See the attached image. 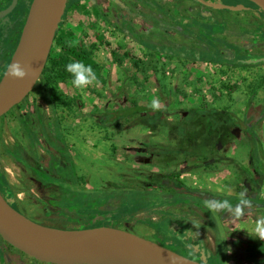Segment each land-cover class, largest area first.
Wrapping results in <instances>:
<instances>
[{"label": "rangeland", "instance_id": "rangeland-1", "mask_svg": "<svg viewBox=\"0 0 264 264\" xmlns=\"http://www.w3.org/2000/svg\"><path fill=\"white\" fill-rule=\"evenodd\" d=\"M233 12L228 9L213 11V17L207 18L208 27L201 26L194 38L203 39L212 49L223 46L234 51L235 59L257 62L235 67L228 63L184 60L161 53L154 70L147 66L153 53L151 48L131 43L125 33L119 34L99 16L93 15L89 6L71 12L54 49L58 51L61 46L69 45L82 47L96 60L99 70L96 81L83 89L74 87L70 79L59 82L54 88L63 101L55 103L57 119L65 130L63 142L54 148L47 140L48 135L36 125L39 121L36 115L39 114V122L47 132L51 129L53 140L63 139L56 117L51 118L52 107L42 95L44 89L41 86L34 88L22 106H16L0 119V168L8 175L12 189L18 194V205L25 212L23 214L52 227L56 225L51 222L60 218L73 221L77 217L94 215L86 223L119 227L169 248L182 246L187 255L208 264H264L235 261L244 258L245 244L264 242L257 231V221L264 217L261 205L240 204L238 206L244 210L239 215L234 211L236 207L210 208L211 202H203L205 206L199 207L194 205L193 199L209 195L197 191L191 193L194 195L192 201L164 205L166 202L160 197L166 195V189L162 190L161 186L167 183L166 180L159 185L158 180L148 177L149 174L178 170L176 176L188 187L222 195L240 196L243 193L253 197V184L248 176L253 173L251 157L257 168H264V117H257L260 109L264 115V62L261 61L264 43L258 42H264V32L210 29H220L221 19L232 20ZM155 30L152 32L153 41L166 45L188 42L172 30L165 39H158L159 30ZM234 42L245 48H239ZM224 48L221 54L229 55ZM182 51L188 50L177 46L174 53ZM212 56L213 53L205 55ZM137 59L142 61L138 67L133 65ZM3 69L1 65L0 73L4 72ZM121 89L127 95L122 100L120 95L124 91ZM251 96L252 102L248 104ZM153 99L159 100V107H167L164 115L169 118L183 117L184 109L201 106L225 109L228 115L232 113L246 120V127L250 128H235L231 132L235 134L220 146V153L224 155L222 160L206 166H193L189 159L163 169L148 162L153 155L146 149L168 148L170 142L166 129L129 126L127 123L132 117L128 122L120 119L118 123L106 126L115 115L121 114L123 108H132L133 103L150 105ZM100 117L105 119L101 124L96 122ZM15 146L30 164L33 165L35 160L41 164L26 165L29 169L22 167L5 154V150ZM24 172L23 177L32 175L35 180L28 178L26 184L18 183V177ZM147 180L152 184H145ZM40 183L51 184L49 190H44ZM259 197L264 199V177ZM49 199L57 200L48 202ZM209 199L214 200L213 196ZM232 202L235 203V199ZM155 207L159 211L151 212ZM136 210V215H126ZM49 212L51 216H47ZM183 213L188 221L180 217L179 214ZM145 220L154 222L148 225ZM171 222L176 223L174 227ZM91 225L86 228L93 227ZM189 227L198 233L202 244L211 252H215L216 243L221 244L220 250L213 255L203 252L199 249L198 238L195 246L187 247L190 245L188 233L193 234ZM0 264L46 263L32 260L0 239Z\"/></svg>", "mask_w": 264, "mask_h": 264}, {"label": "water", "instance_id": "water-1", "mask_svg": "<svg viewBox=\"0 0 264 264\" xmlns=\"http://www.w3.org/2000/svg\"><path fill=\"white\" fill-rule=\"evenodd\" d=\"M251 1L264 9V0ZM205 3L218 7L210 1ZM68 4L69 0H32L17 46L0 78V118L19 105L35 87L54 39L65 22ZM16 62L27 70L24 79L7 75L9 65ZM58 231L76 232V235L62 241L56 235ZM0 238L27 257L46 264H205L119 227L65 230L43 225L16 210L1 192Z\"/></svg>", "mask_w": 264, "mask_h": 264}, {"label": "flooded vegetation", "instance_id": "flooded-vegetation-1", "mask_svg": "<svg viewBox=\"0 0 264 264\" xmlns=\"http://www.w3.org/2000/svg\"><path fill=\"white\" fill-rule=\"evenodd\" d=\"M207 1L217 4L218 7L207 5L205 3ZM12 2L13 0H0V13L8 10L7 12L3 13V15L0 16V66L2 65V67H4L3 69L4 71L10 61L11 55L15 47L17 46V43H18L22 28L24 26V23L26 21L32 0H16L13 4ZM229 2L230 3H226V0H69L68 12L66 15L65 22L61 29H63L64 25L66 24L67 18L71 14V12H74V11L76 12L79 9H82V10L86 8L88 9V6H89L90 11L93 15L99 16L103 23L110 25L114 29V31L118 32L119 34L125 33L131 43H135V44L141 43L145 47L151 48V49L165 47L167 49L170 48V49L175 50L177 46L179 47L181 46L184 48H188L189 50L196 49V51L193 53L196 55L200 53L202 55L204 54V51L206 52V50L210 49L211 47H208L206 44V41H204L203 39L200 41L196 40L194 38L196 36L195 33L200 30L201 26L208 27L209 20H207V18L213 17L212 12L215 10L228 9V10L234 11L233 12L234 15L231 17L232 20L221 19V21L223 22L222 24H220L221 26L220 29L212 28L210 26L211 27L210 29L213 31L219 30V31H225V32H228V31L264 32V9L263 8L259 7L256 3H254L251 0H230ZM230 7H238V9L233 10V9H230ZM155 29L159 30V33H157L158 39H165V37L168 36L167 33H169V31L172 30V31H175L177 34H180L183 37V39L186 38L188 42L166 45L164 43L163 44L160 43V41H157V40L153 41L152 32ZM226 35H225V39L227 41ZM258 42L264 43L263 41H258ZM234 43L238 44L237 42H234ZM238 46L239 48H245L244 46L240 44H238ZM223 48H224L223 46L220 47V49H223ZM224 50L229 51V55L221 54L222 58L229 60L230 58L233 57L229 49L224 48ZM163 53L165 54L168 52L166 51ZM179 53H183V55L181 54L179 55L177 52L176 54L173 55V57L184 59V60L192 59L193 54H190L187 52H179ZM241 61L249 62L247 60H241ZM3 73H0V78L3 75ZM34 88L32 89V91L34 90ZM31 92L23 99V101L18 105V107L22 106V104L27 101V99L30 97ZM57 94L59 95V93ZM42 95L45 97L44 92ZM50 106L52 107V108L50 107L51 108V118L52 116L56 117V120L58 122V126L61 131V135L63 139L61 141L53 140L54 138H53V135L51 134V129H49V132H47L45 130L44 125H42L39 122L40 121L39 114L36 115L37 120H39L37 121L36 125L40 127V131L43 130V132H45L44 134L48 135L47 137V140H49L48 142L50 143L52 142L54 145V148H56L58 145L57 143L63 142L64 140L63 132L65 130H63L62 125L57 119L55 105L52 106L50 104ZM96 122L101 124V122H99L98 119H96ZM49 128H51V124L49 125ZM32 131H34V127L32 128ZM29 136H30V133H29ZM32 140L30 141L29 144H31ZM32 151L34 152L33 147H32ZM5 154L10 156L12 159H14L22 167H25V169L28 168L26 167V165L30 163L29 161L25 160V158L23 159L20 156L21 153L19 151L18 146H15L14 149L5 150ZM68 156L70 155L68 154ZM57 159L59 160L60 158H57ZM70 160L72 162V165L75 166L71 156H70ZM148 160H149L148 162L150 163V158ZM36 162L38 161L35 160L33 165L32 164L30 165L34 166ZM253 174L254 173H252L253 180H255L256 176H254ZM24 175H25V172L22 176L20 175L18 177L19 178L17 180L18 183L20 182L22 184L23 183L26 184V179L28 178L31 179V181L35 180L32 175L31 177L30 175L26 174V177H23ZM148 177L152 179L151 174H149ZM5 178L7 180L9 191L11 193V197H9V200H10L9 202L13 203L11 205L16 210H18L21 213H25L21 210L20 206L18 205V194H16L14 190L12 189L11 184H10L11 181L8 180V175L5 174ZM174 178H178V177L175 175ZM262 178L259 180V183H258L259 190L261 187ZM145 184L151 185L152 184L151 180L145 181ZM40 185L43 187L44 190H49L48 187L51 184H41L40 183ZM165 185H167V183ZM165 185H161L162 190L166 189L164 187ZM254 187L255 185L253 184V190H254ZM204 190H207V189H204ZM259 190H258V193H256V190H254L253 197H249V196H244V197L246 199H250L249 201L251 203L259 204L258 202H255V199H254V197H256V194H257V198L262 199L259 197ZM213 193H217V192H213ZM217 194H220V193L218 192ZM222 197H223V200H227L228 198H236L235 199L236 201L234 203L235 205L232 208H235L241 204V199H240L241 195L240 196L222 195ZM191 198L193 199L192 196ZM237 198L239 199L237 200ZM169 199L170 198L168 197L167 189H166V195L161 196L160 200H162L163 202L165 200L166 204L164 205H171V204L173 205V203H171ZM50 200H57V199H49L48 202ZM193 201H194V205L196 204L199 207L205 206L203 205V202L205 201H202L196 198L193 199ZM197 201L199 203H197ZM213 201L214 200L210 199L207 202L212 203ZM174 204H181V203H174ZM51 215L52 213L48 214L47 216H51ZM59 215L60 214H58L57 217ZM179 215L181 218H184L185 220H187V217L184 215V213L179 214ZM177 223L179 224L180 222H177ZM170 224H172L171 226L174 227L176 223L171 222ZM191 230L193 234L188 233V235H190V240H189L190 245H187V247L195 246V244H197L196 238H198L200 240V244L198 245L199 249H201L203 252L209 255H213L217 253V250H220L221 244L219 245L218 243H216L215 252H211L209 247L204 246L202 244L198 233L193 229ZM171 249H174L192 259L204 262L200 258L187 255L184 252L183 250L184 248L182 246H174ZM205 264H208V263H205Z\"/></svg>", "mask_w": 264, "mask_h": 264}, {"label": "trees", "instance_id": "trees-1", "mask_svg": "<svg viewBox=\"0 0 264 264\" xmlns=\"http://www.w3.org/2000/svg\"><path fill=\"white\" fill-rule=\"evenodd\" d=\"M62 29L60 30V32ZM60 32L54 39V43L51 47L48 59L42 71V74L38 80V84L36 86H41L44 89L45 99L52 106L55 105L56 102L62 103V99L60 95L55 92L54 88L58 85L59 82H65L68 79H72L71 75L65 71V65L72 62L73 60L80 61L85 65L91 66L96 76H98L99 65L96 60L91 57V55L86 51V49L82 47H77L75 45H69L67 47H60L57 51L54 49L56 42L59 39ZM176 49V48H175ZM187 53L193 54L192 60L194 61H205L210 63H228L235 67L240 65H249L250 62H242L239 59H234L236 57V53L231 51L233 57L229 60L221 57V49L220 48H210L204 51V54L198 53L197 55L193 52L196 49L189 50L187 48ZM153 53L151 54L150 60L147 61L150 69H156V64L159 62L158 55H161L163 52L171 57L174 55V50L170 48H152ZM186 52V51H182ZM213 53L212 57H205V55ZM183 55V53H179ZM208 56V55H207ZM139 61L138 59L133 62V65L138 67ZM124 92L120 95V99L127 98L124 89H121ZM253 96L249 97L248 104H251ZM69 102V101H67ZM18 107V105H17ZM158 107L153 109L150 105L133 103L132 108H123L121 114L118 116H114L111 121L107 122L106 126L118 123L120 119H124L126 122L129 121V117L133 119L127 123L129 126L141 125L144 127H148L151 130H157L164 128L167 132V137L170 142L168 148L165 149H156V148H147L146 150L153 155L150 158V164L153 166L158 165L163 169H167L173 165H179L181 163H185L192 160L193 166H206L212 163L213 161H219L224 159V155L220 153V146L226 139L233 134L231 133L235 128L247 129L250 127H246L247 121L236 117L234 114L228 115V112L225 109H216V108H206L201 106L189 107L184 109L185 114L183 117H166L164 115L167 107ZM5 116V115H4ZM3 118V117H2ZM0 118V119H2ZM103 117L98 118V121H104ZM248 120V119H247ZM115 121V122H114ZM114 122V123H113ZM243 124V125H242ZM246 127V128H245ZM250 166L253 169V175L256 176V179L253 180V176L251 173L249 176V181L255 185L254 190L258 193L259 190V180L264 177V168L260 166L257 168L256 162L253 161L251 157ZM241 169L244 170L243 166H240ZM178 173L177 171L171 173H154L152 174V179L158 180V184H161L163 181H167V185L164 187L167 189L168 197L171 203H186L192 201L191 193L197 191L201 194H208L209 197L203 196L199 198L202 201H209L210 196H213L215 202L219 203L221 201H228L232 207L235 205L232 200L236 198H228L227 200H223L222 195L213 193L204 189L191 188L186 186L181 180L178 178H174ZM178 189H176V188ZM138 191H143L144 189H137ZM0 192L1 194L8 199L11 197V193L8 188L7 180L5 178V174L3 170L0 168ZM145 192V191H144ZM188 195V196H187ZM184 196V197H183ZM240 198V197H239ZM237 198V200L239 199ZM186 199V200H185ZM232 199V200H231ZM241 199V198H240ZM255 202H258L264 209V199H259L254 197ZM250 200V199H248ZM56 201V200H52ZM236 201V200H235ZM151 212H158L159 209L152 208ZM51 212H49L50 214ZM137 210L132 213L126 214L127 216L136 215ZM60 214V213H59ZM125 215V216H126ZM62 216V215H61ZM94 215H85L81 217L75 218L73 221L60 220L51 222L56 225L54 228L65 229V230H79L82 228H86L91 224L88 222ZM164 220V219H163ZM145 222L150 225L153 224L154 221L145 220ZM50 223V224H51ZM70 223V224H69ZM68 224V225H67ZM93 227L97 225V223H92ZM52 227V226H50ZM1 239V238H0ZM2 240V239H1ZM7 244V243H6ZM10 246L9 244H7ZM12 247V246H10ZM13 248V247H12ZM243 253L247 259H250L254 262H263L264 263V242L258 243H247L243 248ZM23 254V253H22ZM33 260V259H32ZM35 261V260H34Z\"/></svg>", "mask_w": 264, "mask_h": 264}, {"label": "clouds", "instance_id": "clouds-1", "mask_svg": "<svg viewBox=\"0 0 264 264\" xmlns=\"http://www.w3.org/2000/svg\"><path fill=\"white\" fill-rule=\"evenodd\" d=\"M65 71L68 72L72 79L71 84L76 88H85L88 85L96 81V73L91 66L85 65L84 63L73 60L72 62L65 65ZM7 75L12 79H24L27 75V70L19 62L12 63L7 69ZM150 106L153 109L159 107V100L153 99ZM241 205L250 206V201L244 197V194L241 193ZM210 208H223V209H232V205L228 201H221L219 203L213 201L208 205ZM243 207L237 206L234 211L237 215L243 212ZM264 217L258 219L257 221V231L259 236L264 238Z\"/></svg>", "mask_w": 264, "mask_h": 264}, {"label": "bare ground", "instance_id": "bare-ground-1", "mask_svg": "<svg viewBox=\"0 0 264 264\" xmlns=\"http://www.w3.org/2000/svg\"><path fill=\"white\" fill-rule=\"evenodd\" d=\"M57 237L62 240V241H66L68 239H72L73 237H75L76 232H68V233H64V232H56Z\"/></svg>", "mask_w": 264, "mask_h": 264}, {"label": "crops", "instance_id": "crops-1", "mask_svg": "<svg viewBox=\"0 0 264 264\" xmlns=\"http://www.w3.org/2000/svg\"><path fill=\"white\" fill-rule=\"evenodd\" d=\"M259 113V115L257 116L258 118H262V117H264V115H262V110L260 109V111L258 112ZM238 117V116H237ZM264 119V118H263ZM243 251V250H242ZM243 257L245 258H240V260L239 261H237L236 259H235V261L236 262H243V261H247V262H254V261H252V260H250V259H247L246 257H245V255H244V253H243ZM234 261V262H235Z\"/></svg>", "mask_w": 264, "mask_h": 264}]
</instances>
